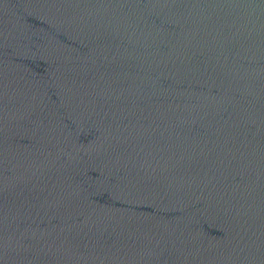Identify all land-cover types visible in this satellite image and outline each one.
Instances as JSON below:
<instances>
[{
	"label": "water",
	"instance_id": "obj_1",
	"mask_svg": "<svg viewBox=\"0 0 264 264\" xmlns=\"http://www.w3.org/2000/svg\"><path fill=\"white\" fill-rule=\"evenodd\" d=\"M0 264H264V0H0Z\"/></svg>",
	"mask_w": 264,
	"mask_h": 264
}]
</instances>
